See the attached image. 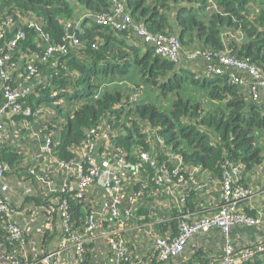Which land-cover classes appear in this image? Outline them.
<instances>
[{
  "label": "trees",
  "instance_id": "16d2710c",
  "mask_svg": "<svg viewBox=\"0 0 264 264\" xmlns=\"http://www.w3.org/2000/svg\"><path fill=\"white\" fill-rule=\"evenodd\" d=\"M120 1L136 26L179 42L177 60L158 54L155 43L146 42L134 27L119 30L95 22L114 13L112 0H0V23L11 16L25 34L14 59L22 65L33 60L40 78L23 106L58 136L60 158L73 159L88 131L103 124L126 156L137 160L136 152H149L152 160L169 168L173 187L185 203L156 225L161 235L173 236L179 232L180 215L190 213L194 220L219 211L233 167L241 170L234 186L256 193L264 181V99L254 100L248 84L231 79L232 73L245 77L242 70L220 62L221 56L244 62L264 76V0ZM47 45L65 46L67 52H55L44 61ZM197 51L201 53L191 57ZM24 157L22 150L3 146L7 175L19 178ZM210 174L216 183L207 193L194 191ZM148 185L154 182L149 179ZM68 199L73 228L83 230L92 206L73 196ZM248 201L240 210L258 218L261 209ZM39 215L47 217L43 210ZM104 224L102 232L119 227L114 219ZM48 232L46 223L35 222L28 247H40L44 242L35 236ZM229 237L236 256L243 247L264 243L236 241L232 233ZM115 241L126 248L119 264H222L227 238L215 228L193 236L180 255L161 260L153 240H140L137 229H127L121 237L85 242L82 257L64 254L61 264H113ZM241 264H264V250Z\"/></svg>",
  "mask_w": 264,
  "mask_h": 264
},
{
  "label": "built area",
  "instance_id": "2783aa9c",
  "mask_svg": "<svg viewBox=\"0 0 264 264\" xmlns=\"http://www.w3.org/2000/svg\"><path fill=\"white\" fill-rule=\"evenodd\" d=\"M112 1L114 13L98 17L95 22L119 30L134 27L146 42L155 43L158 54L177 60L180 44L175 38L153 36L144 26L135 25L134 18L125 11L120 0ZM24 36V32L16 28L13 17H7L0 23V263L61 264L63 255L68 251L82 257L85 242L98 238L99 235L121 237L124 231L130 229L140 207L149 201L148 197L156 194L165 192L167 198L175 199L176 206H183L185 197L173 187L169 168L152 160L149 152H136L137 160L128 158L123 149L115 145L110 128L103 124L88 131L85 143L77 148L76 156L71 160L58 156V150L55 148L58 136L48 132L42 124L41 151L55 156L57 173L64 172L67 177L56 187L53 183L54 179H57L56 175L46 176L39 167L26 162L27 168L18 176L19 184L14 188L16 193L17 189H20L19 186L26 189V197L14 202L13 188L9 183L11 175H7L10 166L1 160V150L5 145L14 147L12 126L16 116L22 114L21 120L26 125L33 123V120H28L27 117L34 118L36 114L31 108H25L23 103L34 92L40 78L33 60L22 65L14 59L18 42ZM70 37L74 44H78L76 37L73 35ZM55 52L65 53L67 49L65 46L47 45L43 60H47ZM200 53L197 51L191 57H196ZM220 62L242 70L245 77L232 73L231 79L237 83L248 84V90L254 100L264 99V76L256 68L225 56L220 57ZM215 72L218 73L219 70L215 69ZM148 163L152 167L151 171L147 169ZM239 171L240 167H233L232 172L226 176L222 193L224 203L216 214L210 217H196L194 220L190 218V213L182 214L179 216L177 235L160 234L152 237L161 260L180 255L193 236L215 228L220 229L227 238L226 254L222 264H241L264 250V243H260L256 248L250 246L241 248L236 256L237 253L230 242L229 234L233 227L260 226L264 223L263 209L259 211L258 218L247 216L240 210L241 204L248 199L252 200L256 193L242 186H234ZM34 179L39 183L37 187L43 186L48 190L44 192V199L37 193V200L41 199L37 204H31L28 200V196H32L37 189L36 186L34 188L29 184V181ZM149 179L154 182L151 188L148 185ZM183 180L184 177L181 176L179 182ZM205 185L202 182L197 185V189H207ZM31 189L34 191L30 193ZM23 193L24 191L21 194ZM68 196L87 201L92 206L83 230L73 228ZM41 210L47 217L55 220L54 227L59 228L63 239L59 246L43 251L42 256L32 258L28 237H31L32 224L38 219ZM154 215L155 223L165 220L160 218L157 212ZM107 218L116 220L119 227L113 231L102 232L101 229L105 227L104 220ZM113 247L117 250L113 264H119L126 248L121 241L113 242Z\"/></svg>",
  "mask_w": 264,
  "mask_h": 264
},
{
  "label": "crops",
  "instance_id": "0c3cea01",
  "mask_svg": "<svg viewBox=\"0 0 264 264\" xmlns=\"http://www.w3.org/2000/svg\"><path fill=\"white\" fill-rule=\"evenodd\" d=\"M14 125H20L22 129H24L22 132L14 133V140H13V148H16L19 151H23L25 153L24 157V163L27 162V164L37 166L39 167L40 171L43 172L46 176H52L55 177L54 179V185L56 187L59 186V184L67 177V174L64 172L57 173V163L55 156L48 155L47 153H44L41 151V144L43 142V133H42V122L34 118L33 123H29L28 125L25 124L24 121L21 119H15ZM14 125L12 126V129L14 128ZM22 148V149H20ZM28 153V155H27ZM64 174V175H63ZM252 172L247 174V177L252 176ZM20 175V174H19ZM58 176V177H57ZM212 174L205 176L204 178V184L208 186H213L216 183V180L212 178ZM32 187L35 188L39 184L36 179L30 180ZM9 183L11 185V188H13L12 197L14 202H17L20 198L26 197L25 190L23 187L19 186L20 189H17V193L15 192L14 188H17L18 179H13L9 177ZM38 183V184H37ZM196 184L194 187V191L196 192H203V194L207 193L206 189H197ZM205 185V186H206ZM55 188V187H54ZM24 191L23 194H21ZM34 190H30V193ZM37 191V192H36ZM36 191H34V194L32 196H28L29 202L37 204L39 200L38 195L44 199V192L48 191L45 187L41 186L40 188L37 187ZM149 201H146L145 205L141 206L138 212L135 215V218L132 221V224L130 225V229H137L138 230V236L140 240H144L146 238L153 240L152 237L154 235H160V231L155 223V215L154 213L157 212L158 216L160 218H171L172 210L176 206V201L174 198H167V195L164 193L156 194L153 197H148ZM35 200V201H32ZM43 201V200H42ZM211 204V203H207ZM248 204L252 206V208L255 209H262L264 207V181L261 183V186L258 187L255 197L248 201ZM242 209L244 208V204H242ZM177 208V206H176ZM142 211V212H141ZM39 222L40 225L42 223H46V227L49 229L48 234L42 233L35 236L36 238L40 239L44 244H42L40 247L36 248V251L34 252L32 248L30 249L31 255H42L43 251L45 250H51L62 242L63 235L59 228H55V220L46 217V216H38V219L33 222ZM32 224V226H33ZM40 229V228H38ZM232 237L236 241L245 240V242L254 243L259 240H264V226L261 229H257L255 227H234L232 232ZM103 237L102 235H99L98 238ZM33 238V237H31ZM95 238V239H98ZM93 239V240H95ZM154 241V240H153ZM239 243V242H238ZM29 246V245H28ZM53 246V247H52ZM65 254L71 255V258L74 259L73 251H68ZM216 258L218 256H215ZM2 264V263H0Z\"/></svg>",
  "mask_w": 264,
  "mask_h": 264
},
{
  "label": "rangeland",
  "instance_id": "374dc122",
  "mask_svg": "<svg viewBox=\"0 0 264 264\" xmlns=\"http://www.w3.org/2000/svg\"><path fill=\"white\" fill-rule=\"evenodd\" d=\"M24 129H22V127L20 126V125H14V128H13V130H12V132H14L15 133V131H16V133H19V132H22ZM20 149H22V148H20ZM23 153H24V150H23ZM25 154V153H24ZM27 155H28V153H27ZM26 156V155H25ZM128 158H129V156H127ZM26 168H27V165L25 164V163H23V170L21 171V172H25V170H26ZM11 175V174H10ZM13 175V174H12ZM29 184L31 185V182L29 181Z\"/></svg>",
  "mask_w": 264,
  "mask_h": 264
},
{
  "label": "water",
  "instance_id": "95a60500",
  "mask_svg": "<svg viewBox=\"0 0 264 264\" xmlns=\"http://www.w3.org/2000/svg\"><path fill=\"white\" fill-rule=\"evenodd\" d=\"M68 31H69L70 35H73V30L71 27L68 29Z\"/></svg>",
  "mask_w": 264,
  "mask_h": 264
}]
</instances>
